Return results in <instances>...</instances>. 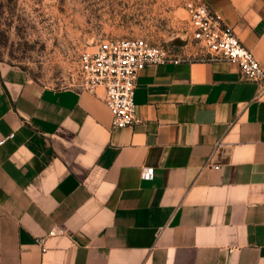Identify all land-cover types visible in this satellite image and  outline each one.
<instances>
[{
    "label": "crops",
    "instance_id": "crops-1",
    "mask_svg": "<svg viewBox=\"0 0 264 264\" xmlns=\"http://www.w3.org/2000/svg\"><path fill=\"white\" fill-rule=\"evenodd\" d=\"M202 1L264 70V0ZM178 57L117 129L103 89L0 68V264H264V85Z\"/></svg>",
    "mask_w": 264,
    "mask_h": 264
},
{
    "label": "rangeland",
    "instance_id": "rangeland-1",
    "mask_svg": "<svg viewBox=\"0 0 264 264\" xmlns=\"http://www.w3.org/2000/svg\"><path fill=\"white\" fill-rule=\"evenodd\" d=\"M186 1L0 0V68L42 86H76L79 55L111 39L192 51Z\"/></svg>",
    "mask_w": 264,
    "mask_h": 264
},
{
    "label": "built area",
    "instance_id": "built-area-1",
    "mask_svg": "<svg viewBox=\"0 0 264 264\" xmlns=\"http://www.w3.org/2000/svg\"><path fill=\"white\" fill-rule=\"evenodd\" d=\"M189 43L200 60L237 63L240 77L264 85V70L251 50L238 39L232 27L202 0H187ZM178 54L144 37H119L83 51L78 58L76 87L95 93L103 89V101L111 115V128H125L137 122L134 90L139 73L147 65L178 61ZM144 179L153 175L144 167ZM40 243L42 239L38 240Z\"/></svg>",
    "mask_w": 264,
    "mask_h": 264
}]
</instances>
